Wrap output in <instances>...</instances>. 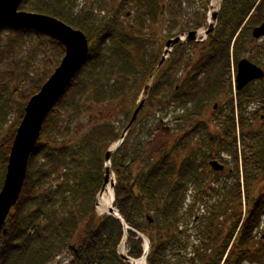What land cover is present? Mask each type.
Wrapping results in <instances>:
<instances>
[{"label":"trees","instance_id":"trees-1","mask_svg":"<svg viewBox=\"0 0 264 264\" xmlns=\"http://www.w3.org/2000/svg\"><path fill=\"white\" fill-rule=\"evenodd\" d=\"M75 1L24 0L21 8L49 14L73 27L84 29L81 23L83 19L88 20V14H73L77 7ZM185 2L124 0L126 14L135 15L138 24L129 30L123 29L115 17L114 25L111 24L105 30L106 34L90 48L85 63L49 112L40 139L30 155L22 191L6 222L8 233L1 237L0 264H51L64 250L70 252L72 264H130L118 252L125 234L122 222L109 214L99 215L96 210L97 196L104 182L105 154L122 132H117L111 122L95 123L84 131L79 126L72 135L68 134V127L79 117L86 103L87 107H92V104L99 106L102 102L115 100L127 87H131L128 79L140 76L145 64L146 54L141 48L143 39L138 34L150 31L156 35L158 31L153 27L161 17H167L169 22L178 15L185 17ZM263 22L264 0H222L217 24L207 37L209 49L203 61L193 62L190 76L178 91L175 89V78H170L174 66L178 62L184 65L185 61L180 57L164 63L155 77L147 104L123 144L114 152L112 168L117 181L114 204L125 222L150 240L147 264H264V238L258 235L259 229L264 226V126L257 131L252 124L258 119L257 114L253 113L252 118L247 114L254 104L250 101L264 104V91L248 96L249 87H246L242 91H233L229 99V112L217 126L219 131L226 129L228 140L222 149L234 158L236 183L231 186L227 181L223 183V195L199 216L194 240L187 233L188 228H183L189 212L183 209L190 187L196 190L195 198L201 199L207 195L209 185L214 183L206 181L211 171L209 164H200L197 152L192 151L178 168L179 148L169 141L163 155L143 171L137 163L148 158L152 149L144 152L143 145L141 148L136 142L133 145L129 138L139 122L144 120V112L147 116L153 108V98H157L159 92L167 96L165 103L171 101L178 104L182 112L186 111L185 115H181L184 119L201 114L202 109L217 99L226 85L232 87L230 82L227 84L224 81L222 70L230 72L232 60L237 65L242 54L249 49L248 43L256 40L252 36L253 29ZM200 27L191 25L186 18L178 33L164 37L169 39ZM3 29L0 28V32ZM9 29L13 33L35 32ZM39 35L60 46L64 55L65 47L61 42L44 34ZM187 44L177 45L176 53L181 56L183 51L180 52L179 48ZM133 48L138 56H133V51H130ZM162 50L163 46L148 70L141 74V80L148 79V74L153 73ZM251 59L260 63V59L253 54ZM199 73L206 77L204 84L200 80L202 77H198ZM117 77L118 80L112 83ZM138 91L125 103L126 108H121L127 122L123 128L132 117ZM123 94L127 96L125 92ZM26 104V100L21 104L20 118ZM188 104L192 107H186ZM259 116L262 120L263 114ZM18 125L0 143L3 175ZM236 126L239 127L237 134ZM191 134L192 131H188L185 137ZM230 136L232 140H229ZM239 142L243 155L239 154ZM209 143L213 151L214 143L222 144L223 141L219 137H211ZM221 155L219 157L224 160ZM209 158L214 156L210 154ZM147 214L153 216L152 223L148 222ZM144 244V239L136 232L127 231L129 256L142 257Z\"/></svg>","mask_w":264,"mask_h":264},{"label":"rangeland","instance_id":"rangeland-1","mask_svg":"<svg viewBox=\"0 0 264 264\" xmlns=\"http://www.w3.org/2000/svg\"><path fill=\"white\" fill-rule=\"evenodd\" d=\"M75 4L77 7L73 14L77 16L80 13L88 14V20L83 19L81 23L84 27V29L81 30L86 33L91 47H94L102 35L106 34L105 30L109 29L111 24L114 25L115 17H117L118 24L124 27L123 29L129 30L130 27L134 28V26L138 24L135 15L132 13H130V15L126 14L127 6L125 5L124 0H76ZM210 4L211 0H186L183 6V13L186 15L185 17L178 15V17L171 22H169L167 17H161L159 22L153 27L158 31L156 35H153L150 31L145 32L143 35L140 33L138 34V36L143 39L141 48L146 54L145 56L140 54L144 56L145 62L140 70V76L148 70L147 67L149 68L151 61L158 53H160L161 46L164 48L165 43L168 40L164 35L178 33L183 24H185L186 18L191 21V25L193 26L201 25V28H204L205 30L208 28L207 13L210 10ZM221 4L218 7V10L221 8ZM19 9L24 10L21 8V5ZM25 11L28 10L25 9ZM39 34L36 32L25 34L21 32L13 33L10 31L9 27H5V29L0 32V143L3 138L8 136L9 132L16 126V124L19 123L20 125L23 119V117L20 118L22 111L21 104L25 103V100L28 102L29 99L40 90L41 86L61 63L64 56L61 54L60 46L55 45L54 42L49 41V39L44 38ZM108 39H110V37H108ZM248 46L252 51L249 54V49L246 50V52L242 54V57H251V54H253L254 57L257 56L260 59L259 65L264 68V37L248 43ZM179 49L180 52L183 51L181 56L180 53H176V50H178L176 47L172 49L170 56L166 61L169 59H179L180 57L182 58V61H185L184 65L178 62V64L174 66V70L182 69L179 75L180 84L183 79L190 76L189 72L193 69L190 65L193 63V60H199L198 63L203 61L204 56L209 49L208 39L203 42H196L195 44L188 42L185 47ZM130 51H133V56H138L137 54H139L135 48ZM187 58H190L189 61H186ZM157 66L151 75L148 74V79L139 80L138 78L140 76L137 75L130 77L128 82L132 88L127 87L116 97L115 100L102 102L99 106L92 104V107H87L88 103H86L83 106L79 117L75 118L71 127H68V134H75V131L79 126L84 131L91 125L101 122H111L110 124H113L117 132H122L124 125L127 123L124 116V110H121L122 107L126 108L123 93L126 90H130V96L132 98L136 95L138 89L139 91L136 99L137 105V103L144 98L143 91L145 85H152L156 79L155 77L158 73ZM223 72H225L227 77L230 76V73L232 74L231 71L228 72L226 69L222 70V73ZM177 74L173 73L170 79L178 77ZM114 79L118 80V77ZM233 87V82L232 87L226 85L218 98L202 109L201 114L189 119L181 117L182 114L185 115L186 111L182 112L183 110L178 104L171 103V101L170 103H165L167 96L160 92L157 98L156 96L153 98L154 105L153 108H150L147 116L146 112H144V124H140L136 129L139 132L137 134L133 133L129 135L133 145L135 142L138 143V136L142 135L144 152L152 149L150 156H147L148 158L145 157V160L143 159L140 163H137L138 168H142L143 171L163 155L165 150L168 149L166 143L169 141L171 142V145H179L180 155H177L178 168H180V164L183 163V160L191 155L192 151L197 152L198 162L200 164H203L204 162L208 163L211 159L209 158L210 154L213 155L214 158L216 157L215 159H218L225 164V170L221 175L217 174V172L212 169L211 171L209 170V175L206 176V181H208V184L211 182L214 183L209 185V191L207 190L206 192L207 195L203 196L201 199L198 197L195 198L194 194L196 190L193 187H190V190L187 192V204L183 210L186 209L187 211L189 210V212L186 214L187 223L183 228H188L187 233L191 236V240L196 238V225L199 216L206 213L209 210L211 203H215V200H218V198L223 195V183L227 181L230 186L236 183V166L234 164V158L232 155H229L226 150L222 149L225 142L228 140V137L225 134L226 129H220L219 131L217 126H220L223 117L229 112L230 108H228V104L224 105V102H228V99H231L234 91ZM260 91H264V80L255 83L247 92L250 93L248 95L250 96L251 94ZM171 93H173V90ZM215 102H220L221 106L220 109L218 108L219 110L214 113L213 105ZM250 102L252 104L254 103L253 106L258 110V119L254 120L252 124L253 128L259 131L260 129H263L264 126V104L261 101L256 102V100ZM186 107L190 108L192 107V104H188ZM249 111L251 112V110ZM260 114H263L262 120L259 118ZM249 115H251V113ZM167 127L169 129H167ZM188 131H192V134L186 136L188 140L185 142L183 141V143L182 138L185 137ZM237 133H239L238 126H236V134ZM211 137L215 139L219 137L223 141L222 144L214 143L215 148L213 151L211 144L208 142ZM135 138L137 139L135 140ZM229 140H232V136L229 137ZM58 142L61 143L60 140ZM239 147V154L243 155L244 151L240 142ZM219 152L223 153V155H221V153L220 155L224 157V160L219 157ZM1 159L2 157L0 158V163ZM2 175L3 170L0 168V187L5 178V174L3 177ZM112 175L115 179V171ZM191 207L192 211H190ZM97 212L99 215H102L98 209ZM258 235L263 237L264 226L259 229ZM121 244L119 245V248ZM126 247L127 246L125 245L123 246L122 252L127 253ZM58 260H62L63 262H61L63 264L67 263L63 257H60L56 258L51 264H60Z\"/></svg>","mask_w":264,"mask_h":264},{"label":"water","instance_id":"water-1","mask_svg":"<svg viewBox=\"0 0 264 264\" xmlns=\"http://www.w3.org/2000/svg\"><path fill=\"white\" fill-rule=\"evenodd\" d=\"M23 1L24 0H0V28L12 27L30 29L50 36L65 46V55L59 66L55 69V72H53L41 86L39 92L29 99L23 119L17 128L9 154L4 183L0 190V241L2 235L8 233L6 221L12 208L17 204L19 199L27 176L29 158L40 138L46 117L64 94L78 70L85 63L90 50L89 39L84 31L72 27L55 16L21 10L19 7ZM218 13V9L212 13V22L208 23L209 26L203 35H200V29H197L189 30L176 37L170 38L165 44L162 58L158 64V69L161 68L176 45L189 41H199L200 37H203V41L210 33H212L218 20ZM252 34L255 39H261L264 37V22L255 27ZM263 78L264 68L261 66L255 64L246 57L238 62L237 90L243 89L248 83L255 79ZM150 88L151 85H145L143 91L144 98L139 101L131 120L125 127L118 142L115 146L110 147L105 154L104 182L99 195L105 190L110 181L113 188H115L116 180L114 178L111 179L112 154L124 140L128 131L136 121L140 111L145 106ZM214 107H217V105L215 104ZM210 165L216 171H222L225 167L224 164L218 160H211ZM107 213L115 216L122 222L125 233L129 229L138 233V231L128 226L119 210L114 205L111 206ZM146 217L149 223L153 222V216L151 214H147ZM138 234L142 236L140 233ZM143 238L145 240V253L143 257L146 262L151 243L148 238ZM123 240L126 243L127 234L124 235ZM119 253L122 255L123 259L131 262L132 258L120 250Z\"/></svg>","mask_w":264,"mask_h":264},{"label":"flooded vegetation","instance_id":"flooded-vegetation-1","mask_svg":"<svg viewBox=\"0 0 264 264\" xmlns=\"http://www.w3.org/2000/svg\"><path fill=\"white\" fill-rule=\"evenodd\" d=\"M248 52H249V54H250V51H248ZM245 57H246V56H245ZM241 58H243V57H241ZM241 58H240V59H241ZM247 58H248V57H247ZM189 59H190V58H189ZM240 59H239V60H240ZM249 59L251 60L250 57H249ZM198 61H199V60H197V61H194V60H193L194 64H195V63H198ZM251 61H252V60H251ZM252 62H253V61H252ZM254 63H255V62H254ZM194 64L191 63L190 66L193 67ZM178 70H179V71H177V69H176V70H173V73H175V74H177V73L179 72V73L177 74L178 77H174V78H175V83H176V85H175V89H176V91L179 90L180 86H181L182 84H184V83H185V80L188 78V77H186V78L183 79L182 82H180V84H179V75H180L182 69H178ZM230 71L232 72V74L230 73V76H228V77L225 75V72L222 73V74H223V77H224V81H225L227 84H228V82H230V83L232 84V82L234 81V78H235V79H236V83H237V74H238V70H237V68L235 67V65L233 66L232 69H230ZM191 74H194V72L191 73ZM198 77H199V78L202 77L200 80H202V83H203V84L206 82V77H205V75H202L201 73H199V74H198ZM138 79L140 80V77H139ZM116 81H117V80H115V82H116ZM260 81H261V80H259V79H255V80L251 81L250 83H248L243 89H241V90H237V92L246 89V87L251 88L255 83L260 82ZM115 82H114V83H115ZM233 83H234V82H233ZM130 89H131V88H130ZM130 93H131V91L129 92V90H128V91H127V90L125 91V94H127V96L124 95V100H125V102H127L129 98L131 99ZM159 94H160V92H159ZM256 94H258V93H254L253 95L256 96ZM133 95H135V94H133ZM253 97H254V96H253ZM253 97H252V98H253ZM130 99H129V100H130ZM173 101L175 102V100H173ZM226 102H227V101H226ZM226 102H224V103H225L224 105H227V104H228L229 99H228V102H227V103H226ZM215 104H218V106H217V107H214ZM214 105H213V109H214V113H215L217 110L220 109L221 103H220V102H215ZM218 108H219V109H218ZM249 109L251 110L250 113H251V118H252V117H253V113L257 114V108L253 106V107H250ZM249 109H248V111H247V114H248V115L250 114V113H249ZM213 115H214V114H213ZM139 116H140V115H139ZM139 116H138V118H139ZM143 121H144V120L140 121V122H139V125L142 124ZM139 125H138V126H139ZM138 126H137V127H138ZM167 129H169V128L167 127ZM138 132H139V131L136 130V131L134 132V134H137ZM138 138H139V140H138V145H139V147L141 148L142 145H143L142 135H139ZM135 139H137V138H135ZM186 140H188L186 137H183V138H182V142H183V141L185 142ZM177 141H178V138H177ZM184 142H183V143H184ZM208 142H209V140H208ZM176 146L179 148V145H178V144H177ZM119 148H120V147H119ZM119 148H118V149H119ZM118 149H117V150H118ZM117 150H116V151H117ZM116 151H115V152H116ZM177 151L179 152V149H178ZM113 155H114V154H113ZM113 155H112V160H113ZM179 155H180V154H179ZM187 158H189V157H186V159H187Z\"/></svg>","mask_w":264,"mask_h":264},{"label":"bare ground","instance_id":"bare-ground-1","mask_svg":"<svg viewBox=\"0 0 264 264\" xmlns=\"http://www.w3.org/2000/svg\"><path fill=\"white\" fill-rule=\"evenodd\" d=\"M222 0H211V4H210V10L209 13L207 15V20L208 22H212V13L214 11H216L218 9V7L220 6ZM205 33V29L201 28L199 30V34L203 35ZM114 177L112 176L111 179H113ZM114 188L112 186L111 181L108 183V185L106 186L105 190L98 196V200H97V209L100 213H107L109 211V209L111 208V206L114 205ZM117 211V210H116ZM125 241L123 240L121 246H120V250L122 251V248L124 246ZM132 264H146L145 263V258H140V259H132L131 260Z\"/></svg>","mask_w":264,"mask_h":264}]
</instances>
